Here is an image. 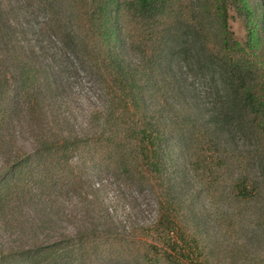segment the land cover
I'll list each match as a JSON object with an SVG mask.
<instances>
[{
	"label": "trees",
	"instance_id": "trees-1",
	"mask_svg": "<svg viewBox=\"0 0 264 264\" xmlns=\"http://www.w3.org/2000/svg\"><path fill=\"white\" fill-rule=\"evenodd\" d=\"M81 80L97 102L76 130L58 112ZM0 157V215L36 240L0 264L208 262L199 195L264 228V0H0ZM104 181L153 217L106 222L82 198Z\"/></svg>",
	"mask_w": 264,
	"mask_h": 264
},
{
	"label": "rangeland",
	"instance_id": "rangeland-1",
	"mask_svg": "<svg viewBox=\"0 0 264 264\" xmlns=\"http://www.w3.org/2000/svg\"><path fill=\"white\" fill-rule=\"evenodd\" d=\"M228 9L230 29L235 38L246 45L247 30L243 16L234 4L229 5ZM89 87L90 84L81 80L77 94L66 98V105L63 106L65 108L58 112V114L65 113L66 116H69V128L74 127L79 130L88 122L87 117L97 102L92 95H86L85 92ZM25 138L26 136L22 135L23 148L26 152H30L31 145ZM1 162L2 157H0V168ZM90 190L82 191L83 200L89 201L88 203L95 202L97 204L99 202L101 204L100 210H102L103 204V210H109L108 216L110 217L105 221L109 224L113 223L118 228L128 229L130 226L151 219L154 215L150 208L148 196L137 192L135 189L131 190L113 181H104ZM69 199L66 211L72 214H77L78 211L80 213L81 207L78 206L81 200L77 197ZM196 202L195 217L198 221L206 224L212 238L209 261L201 264H264V228L246 226L242 221L245 217H240L242 214H240V210L242 209H236L231 204L227 194L216 198L201 194ZM20 216L22 223L25 219L27 220V216ZM233 220L237 222L233 224ZM28 224L26 225L28 230L21 231L12 227V223L7 222V219L0 215V259L3 256L8 257L10 254L24 251L33 246L36 240L33 236L31 223L28 222ZM88 226H91V223ZM57 228L58 226L51 225L50 231ZM62 231H64L63 227L61 228ZM69 232L72 230L69 229ZM54 234H56L55 231Z\"/></svg>",
	"mask_w": 264,
	"mask_h": 264
}]
</instances>
